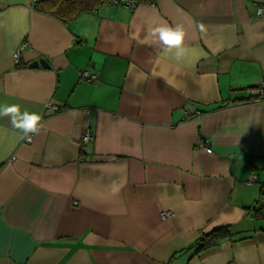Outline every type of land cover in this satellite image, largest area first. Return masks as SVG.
Returning <instances> with one entry per match:
<instances>
[{
	"label": "crops",
	"instance_id": "1",
	"mask_svg": "<svg viewBox=\"0 0 264 264\" xmlns=\"http://www.w3.org/2000/svg\"><path fill=\"white\" fill-rule=\"evenodd\" d=\"M38 1L0 0V105L42 117L29 141L0 117V264H264V100L249 92L264 0L107 3L65 24ZM177 25L179 60L152 36ZM215 228L229 238L194 254Z\"/></svg>",
	"mask_w": 264,
	"mask_h": 264
},
{
	"label": "trees",
	"instance_id": "2",
	"mask_svg": "<svg viewBox=\"0 0 264 264\" xmlns=\"http://www.w3.org/2000/svg\"><path fill=\"white\" fill-rule=\"evenodd\" d=\"M114 0H39L33 7L41 14L50 16L59 22L68 23L77 16L90 13L101 5ZM130 1L134 4H146L151 0H116ZM229 238L225 228H215L202 233L194 246V254H201L217 247L222 241Z\"/></svg>",
	"mask_w": 264,
	"mask_h": 264
},
{
	"label": "clouds",
	"instance_id": "3",
	"mask_svg": "<svg viewBox=\"0 0 264 264\" xmlns=\"http://www.w3.org/2000/svg\"><path fill=\"white\" fill-rule=\"evenodd\" d=\"M264 14V9H257V15ZM203 30V25H200ZM152 36L155 37L168 51L175 50V58L180 59L183 54L182 44L185 38V31L182 26L176 27L159 26L152 29ZM10 117L13 128L20 130L23 133L22 138L31 139V134H38L42 124V117L28 111L21 112L20 106L0 105V117Z\"/></svg>",
	"mask_w": 264,
	"mask_h": 264
},
{
	"label": "built area",
	"instance_id": "4",
	"mask_svg": "<svg viewBox=\"0 0 264 264\" xmlns=\"http://www.w3.org/2000/svg\"><path fill=\"white\" fill-rule=\"evenodd\" d=\"M110 4L115 5L117 7H127V8H133L135 4L130 1H111ZM259 9H264V5H261ZM258 18H264V14L262 15H257ZM28 48V44L26 42L22 43L20 47L12 53V61L15 65L19 64L20 57H21V52L25 49ZM80 79L85 80L87 82H93V83H98V77L89 74L88 72L84 71L80 75ZM250 95L252 96L253 99L255 100H264V84L257 85L249 90ZM57 107L52 106L51 104H47L45 107V115H51L57 111ZM199 116L197 115V118ZM26 141H29V139L26 138ZM94 141V136L89 130H86L80 138V143L81 145H88L93 143ZM197 149L200 150L202 153H208L210 151V146L209 143L206 139H200L199 142L197 143ZM255 177L252 175L251 180L253 181Z\"/></svg>",
	"mask_w": 264,
	"mask_h": 264
},
{
	"label": "water",
	"instance_id": "5",
	"mask_svg": "<svg viewBox=\"0 0 264 264\" xmlns=\"http://www.w3.org/2000/svg\"><path fill=\"white\" fill-rule=\"evenodd\" d=\"M29 68H44V69H48L50 66L48 64V62L44 59V58H38L34 61H32L31 63H29L28 65Z\"/></svg>",
	"mask_w": 264,
	"mask_h": 264
}]
</instances>
